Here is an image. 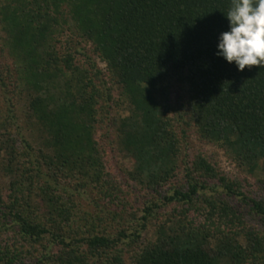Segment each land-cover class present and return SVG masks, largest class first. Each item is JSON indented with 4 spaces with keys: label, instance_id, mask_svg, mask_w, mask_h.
Masks as SVG:
<instances>
[{
    "label": "trees",
    "instance_id": "trees-1",
    "mask_svg": "<svg viewBox=\"0 0 264 264\" xmlns=\"http://www.w3.org/2000/svg\"><path fill=\"white\" fill-rule=\"evenodd\" d=\"M230 7L0 0V264H264V178L191 141L264 172V67L217 54Z\"/></svg>",
    "mask_w": 264,
    "mask_h": 264
},
{
    "label": "clouds",
    "instance_id": "clouds-1",
    "mask_svg": "<svg viewBox=\"0 0 264 264\" xmlns=\"http://www.w3.org/2000/svg\"><path fill=\"white\" fill-rule=\"evenodd\" d=\"M230 31L221 34L218 55L244 71L264 67V0H231Z\"/></svg>",
    "mask_w": 264,
    "mask_h": 264
},
{
    "label": "rangeland",
    "instance_id": "rangeland-1",
    "mask_svg": "<svg viewBox=\"0 0 264 264\" xmlns=\"http://www.w3.org/2000/svg\"><path fill=\"white\" fill-rule=\"evenodd\" d=\"M99 66L103 68L104 64L99 63ZM16 103L20 106L24 103V99L22 97H18ZM191 141L193 145L203 147L206 151L212 154L214 156L213 158L216 159L219 167L222 170L227 171L232 175H241L248 177L253 184L252 189L256 192L260 191L261 183H259L258 179L264 178V172L260 168L257 169L256 173L249 175L248 173L241 171V169L238 168L237 164L234 162L232 157L229 156L224 149L212 144L200 143L195 137H191ZM125 164L131 166L130 161L125 162ZM5 181H7L5 178H0V183H5Z\"/></svg>",
    "mask_w": 264,
    "mask_h": 264
}]
</instances>
